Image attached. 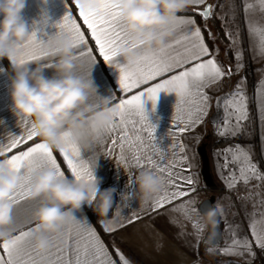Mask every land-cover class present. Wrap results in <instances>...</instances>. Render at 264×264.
Returning <instances> with one entry per match:
<instances>
[{"label":"crops","instance_id":"1","mask_svg":"<svg viewBox=\"0 0 264 264\" xmlns=\"http://www.w3.org/2000/svg\"><path fill=\"white\" fill-rule=\"evenodd\" d=\"M207 2H211L213 13L214 0H205L203 4H193L186 11L196 12L197 9L203 8ZM247 3L252 5L247 12L244 10L245 6L242 0H236L235 3L240 15V27L242 26L240 33L243 34H241L242 44L235 47L234 56L221 57L220 49L214 45L218 44L217 41H212L213 38L209 34L211 32L208 31L207 25L205 26L202 22L204 19L198 12H196L197 17L194 14L183 13H179L176 17L177 19H194L196 22L194 26L183 24L169 26L171 36L166 43L181 39L192 27H199L204 42L210 52L215 55L217 63L225 70L228 68L233 69V74L230 77L225 76L220 83L212 84L204 90L210 97V107L207 110V115L202 117L201 123L188 127L181 132L176 127L177 124H180L176 117L179 114L187 119L189 108L185 105H178V98L174 92L162 91L158 95L154 109L150 100H146L144 104L148 120L156 129L153 134L154 139L148 135L147 128L141 124L139 117L131 114L126 116V121L134 120L135 127L131 123L127 124L129 139L125 141L123 148L120 146L118 132L104 134L102 142L90 148H86L83 143H78L85 164L90 167L96 157V167L93 168V173L101 181L100 190L114 188L115 192L113 194V208L107 217L100 218L96 216L95 219H92L87 212V207L90 206L88 204H85L81 210L72 212V215L77 221L86 222L90 228L95 230L107 248L109 258L113 264H123L120 253L123 254L129 264H206L209 249H220L224 252L223 250L231 245L233 239L242 238V231L245 228L249 229L251 215L255 212L258 217V194L261 191L264 193V183L259 185L261 180L253 178L259 184L249 185L248 183L245 185L240 183L229 189L225 179L222 178L221 170L218 169L216 164L218 150L227 145L239 144L247 148L251 153L252 160L259 166V172L264 173V55L259 54L256 38L250 39L245 23L247 17L253 25L264 27V11H261L257 0H247ZM70 10L74 19H77V22L81 24V30L85 32L88 40V47L94 49L93 55L96 57L94 63L88 56H85L82 61L91 64L90 75L98 88V95L107 98L115 106L120 99L125 98L126 95L130 97L133 93L124 94L121 92L119 88V69L109 65L103 58L99 57L98 51H95L94 41H92L86 26L83 25L82 19L79 18V10L76 7L75 0H27L22 15L28 24L29 32H36L38 39L45 42L49 36L55 35L59 31L57 25ZM215 40L217 39L215 38ZM185 46V44H181L175 49H169V52L179 51ZM162 48L143 50L146 53L150 51L159 52ZM41 50H45V48L42 47ZM81 51L82 49H74L76 56ZM238 51L242 52V67L237 72L235 71L237 66L235 57ZM22 54L23 50L20 49L17 61ZM207 58L204 57V59ZM51 59V56H48L41 61L29 62L28 66L32 69L38 64L43 66L44 75L50 78L55 75L54 67L49 66L54 64ZM116 59L120 63H124L122 58L118 57ZM13 75L14 71L9 60L7 58L0 60V145H7L12 139L25 136L32 129L31 121L19 120L11 111L10 83ZM160 79L158 78L155 82H159ZM238 82H241V88L247 96L248 120L244 124L243 134L235 138L223 139L216 135L217 125L214 124V120L220 122L224 114L223 108H218L216 98H224L227 94L233 92ZM152 83L154 82L141 86L139 90H144ZM180 126L184 127L183 124ZM204 135L206 136V148L216 187L206 186L201 175V158L198 153V146ZM137 136H140V141H136ZM113 139L117 141L116 145L112 144ZM39 142H42L41 139L35 136L33 140L20 148L14 149L12 153L0 156V161L10 158L12 154L25 150L27 147ZM130 144L131 146H129ZM177 145L184 146L183 155L188 158L191 175L195 183L192 186H183L181 189L189 193V195L182 198L183 202L186 203V208L179 207L182 201L176 200L156 210L153 205L169 188L167 180L163 182L160 193L145 204L139 199L134 178L139 171L144 170L161 177L162 173L155 167L146 164V158L152 156L157 163H160L161 154H163L166 163H171L175 158L174 152L179 154L178 149L175 147ZM52 151L57 157L58 163L61 164L62 170L66 172V177L70 180L74 179L67 171L60 152L56 149H52ZM137 153L141 157L144 166H137L135 159ZM161 166H166V164ZM184 174L187 175L188 173ZM253 179L250 180V183ZM27 187L28 185H25V189ZM259 188H261V191ZM244 193L247 194L249 200H246ZM211 195L216 197L214 205L219 203L222 208L219 225L223 239L217 245L206 243L207 231L200 228L196 223L199 214L202 213L200 204ZM41 203L42 198L33 199L29 195L19 199V202L13 206L12 224L9 229L10 237L7 240L37 227L35 213ZM64 211H67V209H64ZM64 225L65 227L60 228L58 239H53L49 234L50 244L44 251H38L35 248V236L38 232H34L21 245L24 258L33 261L34 264H51L60 253L68 258L72 251L69 243L70 235L73 238L81 237V243L83 244L87 239V233L78 224H74L70 220ZM106 228L114 230L109 232L106 231ZM7 240H2L0 243ZM255 250H258V247L256 248L251 244L250 251H245L243 255L229 254L234 257H249L252 260H232L224 264H258L260 254L264 257V249L258 253V261L257 258H254L256 261H253L254 255L250 254L255 253ZM236 251L239 252L242 249L238 248ZM0 254L3 253L0 252Z\"/></svg>","mask_w":264,"mask_h":264},{"label":"snow or ice","instance_id":"2","mask_svg":"<svg viewBox=\"0 0 264 264\" xmlns=\"http://www.w3.org/2000/svg\"><path fill=\"white\" fill-rule=\"evenodd\" d=\"M203 3H205V0H193V4ZM242 3L245 6V12L252 7L251 4L247 3V0H242ZM257 3L260 5L261 11H264V0H257ZM99 5L97 10L90 11L80 8L76 3V7L79 10V18L82 19L83 25L89 31L90 37L95 44V51H98L99 57L103 58L109 65L119 69V88L121 92L124 94L133 93L130 97L126 95L125 98L120 99L115 104L114 123L105 134L118 132L120 146L123 148L125 141L129 139L127 124L131 123L135 127V121H126V116L135 114L139 117L141 124L146 126L148 135L154 139L153 134L156 129L148 120L144 104L146 100H150L154 109L158 95L162 91L174 92L178 98V105H185L189 108L187 119H184L179 114L176 117L180 121V124H177L176 127L181 132L188 127L201 123L202 117L207 115V110L210 107V97L204 90L212 84L220 83L225 76L230 77L233 74L232 68L225 70L217 63L215 55L210 52L204 42L201 29L199 27L190 28L181 39L166 43L159 52L150 51L146 53L142 48L138 49V59L135 63L122 64L116 59L115 51L121 44L127 42L129 34L113 0H99ZM212 7V5H207L199 13L205 21L211 17ZM195 23L194 19L174 18L169 22V26L178 24L194 26ZM245 23L250 39L256 38L259 54L264 55V27L253 25L248 21L247 17ZM57 27L62 34L68 35L72 39L74 49H82L79 55L76 56L78 60L88 56L93 63L95 62L94 49L88 47L85 32L81 30V24L77 22V19H74L71 10L63 17ZM168 30H171V28L169 27ZM227 35L232 39L230 33ZM181 44L186 46L179 51L169 52V49H175ZM42 47L43 41L38 39L36 32H32L24 43L19 46V49L23 50V54L20 56L18 63L28 64L32 61H41L50 56L49 52L41 50ZM216 51L218 52V49ZM204 57L208 58L204 59ZM235 58L237 61L235 71L238 72L242 67V52L238 51ZM158 78H161L159 82H155ZM149 82L154 83L144 88V90H139L141 86L149 85ZM134 90L137 91L134 92ZM216 101L218 108L222 107L224 113L220 122L214 120V124L217 125L216 135L223 139H229L243 134L244 124L248 120V103L247 96L241 88V82L237 83L233 92L227 94L224 98L217 97ZM181 124L184 127H181ZM35 136L34 130L31 129L25 136H18L7 145H0V156L12 153L14 149L27 144ZM70 137V133L64 135V146L59 151L66 164L67 171L74 179H92V171L84 163L78 143L73 142ZM140 140V136H137L136 141ZM116 143L117 141L113 139L112 144L116 145ZM175 147L178 149L179 154L174 152L175 158L171 163H166L163 154H161L160 163H157L152 156L146 158V164L155 167L162 173L163 182L167 180L169 185L165 194L153 205L156 210L176 200L182 201L179 207L186 208V203L183 202L182 198L189 195V193L181 189L183 186H192L195 183L191 175L188 158L183 155L184 146L177 145ZM217 155V167L221 170L222 178L225 179L229 189L236 187L240 183L247 185L253 178L264 181V173L259 172V166L252 160L251 153L245 146L239 144L227 145L223 149L218 150ZM135 159L138 167L144 166L138 153ZM3 161L15 172L19 179L16 191L9 198L13 206L19 202V199L28 195L32 175L41 168H50L57 176L66 177V172L62 170V166L58 163L52 149L48 148L43 142L36 143L25 150L12 154L10 158ZM162 164H166V166L162 167ZM184 173L188 174L185 175ZM25 185H28L27 189H25ZM261 204H264V201H261ZM68 217L72 223L78 224L87 233V239L82 244L81 237L73 238L70 235L69 243L72 251L68 258H65L64 254L60 253L51 264H113L109 258L107 248L95 230L90 228L88 223L77 221L71 212L68 213ZM63 227L65 225L60 226V228ZM249 229L252 237L251 241L247 236L235 238L231 245L223 251L226 254L243 255L245 251H250L253 242H255L257 247L264 249V212L259 214V218L255 212L251 215ZM113 230L106 228V231L109 232ZM37 231L38 228L36 227L0 243V252L3 253L0 254V264H34L33 261L24 258L21 245ZM238 248L242 249V251L237 252ZM209 251H212V249H209ZM250 254L254 255V253ZM119 255L123 264H129L122 253Z\"/></svg>","mask_w":264,"mask_h":264},{"label":"clouds","instance_id":"3","mask_svg":"<svg viewBox=\"0 0 264 264\" xmlns=\"http://www.w3.org/2000/svg\"><path fill=\"white\" fill-rule=\"evenodd\" d=\"M80 8L95 11L99 0H75ZM129 34L126 43L115 51L124 63H135L138 49H159L171 36L169 22L193 5V0H113ZM27 0H0V60L7 58L12 65L10 98L11 111L19 119L31 121L36 136L50 149L60 151L63 137L83 143L86 148L99 145L104 134L113 126L116 107L107 98L98 95L91 78V64L78 60L72 39L58 31L43 42L50 53L55 75L46 77L43 66L34 69L17 61L19 46L31 34L22 13ZM92 179H68L57 176L50 168H41L31 178L30 198H42L35 213L38 234L35 248L44 251L49 247V234L58 239L60 226L68 222L69 212H76L88 204L98 217L109 215L113 208L114 188L100 190V180L94 176L96 157L91 164ZM18 176L0 161V241L10 237L13 204L10 196L16 191ZM139 199L150 202L163 186L160 176L150 171L135 175ZM67 209V211H64ZM222 208L216 203L199 214L197 225L206 230V243L212 244L219 225Z\"/></svg>","mask_w":264,"mask_h":264},{"label":"rangeland","instance_id":"4","mask_svg":"<svg viewBox=\"0 0 264 264\" xmlns=\"http://www.w3.org/2000/svg\"><path fill=\"white\" fill-rule=\"evenodd\" d=\"M236 0H214V8L213 10H215V17L219 18L221 20L220 26L222 27V29L225 31V35L228 39V41L223 39V36L220 34V32L215 29L211 23V21L208 20H203L205 26L207 25L208 27V31H210L211 34V38L212 41H217L218 44H214L215 46H217L218 49H220V53H221V57H228L229 55L234 56V51H235V47L238 44H242V39H241V27H240V15H239V11L237 10V7L235 5ZM239 4V2H238ZM216 5V7H215ZM239 6V5H238ZM228 33L231 34L232 39L229 38V36L227 35ZM239 34V35H237ZM215 38L217 40H215ZM235 41V42H233ZM206 135V133H205ZM204 135V137L202 138V140H200L199 145H201L202 143H206V136ZM199 147V146H198ZM216 182V181H215ZM257 183V181H252V183H250L249 181V185L250 184H255ZM264 183V181H261V183H257L259 185H262ZM216 187V185H215ZM261 191V188H259ZM260 194H258V217L259 214L264 212V204H261V201H264V193L259 192ZM244 195H246L245 197L247 198V194L244 193ZM246 200H249V198H247ZM254 200V197H253ZM245 228V226H244ZM242 238L247 236L248 239L251 241L252 237H251V233H250V229H244L242 231ZM253 246H256L255 242L252 243ZM261 248L258 247V250H255L254 252V256H253V261L256 259L258 261V256L261 252ZM257 252V253H256ZM263 252V251H262ZM245 253V252H244ZM264 253V252H263ZM258 254V255H257ZM257 255V257H256ZM261 256V254H260ZM255 258V259H254ZM245 259H251L249 257H234L231 256L229 254H226L224 252H222L220 249H213L210 252H207V256H206V264H224L225 262L228 261H245ZM255 260V261H256Z\"/></svg>","mask_w":264,"mask_h":264},{"label":"water","instance_id":"5","mask_svg":"<svg viewBox=\"0 0 264 264\" xmlns=\"http://www.w3.org/2000/svg\"><path fill=\"white\" fill-rule=\"evenodd\" d=\"M207 5H211V2H207L203 6V8L197 9L196 12L200 13ZM198 153L201 158V175L203 177L204 183L208 187H215L216 182L211 172L210 159L207 152L206 143H202L201 145H199ZM215 199H216L215 195H211L202 201V203L200 204V210L202 214L207 210H209L211 207H213ZM207 235L208 233H206L205 241H207ZM222 239H223V234L220 229V225H218V227L216 228V236L211 245L219 244L222 241Z\"/></svg>","mask_w":264,"mask_h":264},{"label":"trees","instance_id":"6","mask_svg":"<svg viewBox=\"0 0 264 264\" xmlns=\"http://www.w3.org/2000/svg\"><path fill=\"white\" fill-rule=\"evenodd\" d=\"M215 7H216V5H215ZM182 13H183V14H194L195 17L198 16V14H197L195 11H184V12H182ZM208 21H211L213 27H214L215 29H217V30L220 32V34L223 36V39L226 40V41H228V39H227V37H226V35H225V31H224V30L222 29V27L220 26L221 20H220L219 18H216V17H215V10H214L213 13H212V17H211L210 19H208ZM202 22H204V21L202 20ZM202 22H201V23H202ZM205 29H206V28H205ZM260 263H264V257H263V255L260 256V260H259L258 264H260Z\"/></svg>","mask_w":264,"mask_h":264},{"label":"built area","instance_id":"7","mask_svg":"<svg viewBox=\"0 0 264 264\" xmlns=\"http://www.w3.org/2000/svg\"><path fill=\"white\" fill-rule=\"evenodd\" d=\"M87 212L89 214V216L92 218V219H95L96 216H98L96 214V212L93 210L92 206H88L87 207Z\"/></svg>","mask_w":264,"mask_h":264}]
</instances>
